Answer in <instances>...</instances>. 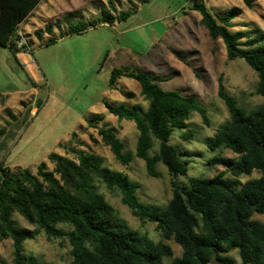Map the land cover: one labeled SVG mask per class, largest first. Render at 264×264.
Instances as JSON below:
<instances>
[{"label": "rangeland", "instance_id": "obj_1", "mask_svg": "<svg viewBox=\"0 0 264 264\" xmlns=\"http://www.w3.org/2000/svg\"><path fill=\"white\" fill-rule=\"evenodd\" d=\"M203 1L214 14L240 8L232 31L264 37V0H253L251 9L243 0ZM111 3L115 12L109 11ZM136 4V0H41L17 32L16 49L24 54L21 63L26 69L9 50L0 49V130H4L0 138V165L11 171L27 168L36 175L42 162L54 171L55 163L49 160L52 153L75 160L71 148L89 151L103 159L104 167L121 172L136 183L142 203L164 208L173 197L172 177L167 168L159 163V177H149L145 162L135 156L139 136L135 123L118 120L105 106V102L114 107L126 103L130 108L139 107L141 113L147 109L138 82L124 77L118 80L115 90L109 86L112 70L129 65L163 76L166 80L160 85L164 90L196 97L206 107L210 126L193 113L188 127L174 130L170 139V144L189 162L188 178H213L220 174L234 178L224 166L210 163L216 157L239 158L228 149L212 151L208 146V138L214 137L229 119L227 107L218 96L219 82L222 78L238 105L252 112L264 106V97L256 93L257 73L242 59L228 61L223 40L212 39L201 24V15L191 10L193 0H150L119 23V14L133 12ZM103 10L112 12L114 25L100 21ZM93 21L97 22L96 27L90 25ZM78 25L87 26L86 31L70 35L69 29ZM22 39L26 45L18 49ZM94 115L103 117L98 128L107 124L117 129L124 151L133 156L128 165L116 160L98 130L88 126V119ZM185 135L191 136L185 139ZM158 149V141L154 140L150 155ZM55 176L60 179L58 174ZM260 176L254 171L238 181L244 184ZM89 177L95 193L105 198L131 230L169 245L172 259L182 256V248L174 239L163 240L155 223L132 214L119 190L108 189L91 173ZM188 178L178 177L176 182L188 186ZM13 218L20 228H36L19 213ZM253 219L264 223V215L255 214ZM24 247L25 253L36 257L40 264L72 261L66 237L48 238L41 231ZM13 252V241L0 239V264H13ZM227 256L234 264H244L237 250Z\"/></svg>", "mask_w": 264, "mask_h": 264}, {"label": "trees", "instance_id": "obj_2", "mask_svg": "<svg viewBox=\"0 0 264 264\" xmlns=\"http://www.w3.org/2000/svg\"><path fill=\"white\" fill-rule=\"evenodd\" d=\"M136 1L133 12L119 14V23L150 0ZM243 2L250 9L254 7L253 0ZM40 3L41 0H0V49H8L23 69L17 57L22 52L16 49L17 32ZM191 10L201 15V24L212 39L223 40L228 61L242 59L257 73L256 93L264 97V37L232 31L233 21L241 9L214 14L203 0H193ZM109 11H116L113 3ZM100 21L104 25L115 24L114 15L106 10ZM96 23L93 21L90 25L96 27ZM47 29L52 32L51 27ZM86 29L85 25L72 26L68 33L81 34ZM124 77L139 83L147 109L141 113L139 107L130 108L126 103L114 107L105 102V106L118 120L135 123L139 132L135 156L145 162L149 177H159V163L167 168L172 177V199L164 208L142 203L137 195L138 185L127 175L104 167L101 157L77 148L70 150L75 160L50 154L54 171H49L42 162L36 175L27 168L11 171L1 164L0 239L13 241V264H40L36 257L25 253L24 245L41 231L48 238L68 239L71 264H213L214 261L234 264L227 256L233 250L239 252L244 264H264V223L253 219L255 214L264 215V106L246 111L229 94L221 78L218 96L227 107L229 119L214 137L208 138V146L212 151L228 149L239 158L216 157L210 163L224 166L234 178H225L223 174L213 178H188L189 162L170 144V139L174 130L188 127L193 113L199 114L203 123L210 126L206 107L196 97L164 90L160 85L166 80L163 76L129 65L112 70L110 88L115 90L118 80ZM102 121V116L94 115L87 123L98 130L116 160L128 165L133 156L124 151L125 145L116 128L107 124L98 128ZM3 134L4 130H0V138ZM75 137L73 134L72 139ZM154 140L158 141L159 149L151 156ZM254 171L261 176L244 184L238 181L242 175ZM90 173L108 189L119 190L123 203L135 217L155 223L163 240L174 239L182 248V256L172 259L173 250L169 245L163 241L156 243L131 230L105 198L95 193ZM178 177L188 178L189 185L178 184ZM15 213L36 228H20L13 218Z\"/></svg>", "mask_w": 264, "mask_h": 264}, {"label": "built area", "instance_id": "obj_3", "mask_svg": "<svg viewBox=\"0 0 264 264\" xmlns=\"http://www.w3.org/2000/svg\"><path fill=\"white\" fill-rule=\"evenodd\" d=\"M19 29L20 30L22 29V25L19 27ZM19 35H20L21 38H23L21 32L19 33ZM24 45H26V42L24 41V39H22L20 42H18L17 48L21 49V48H23Z\"/></svg>", "mask_w": 264, "mask_h": 264}, {"label": "crops", "instance_id": "obj_4", "mask_svg": "<svg viewBox=\"0 0 264 264\" xmlns=\"http://www.w3.org/2000/svg\"><path fill=\"white\" fill-rule=\"evenodd\" d=\"M7 50H8V49H7ZM23 55H24V54H23L22 52H21V53H18V55H17V57H18L20 63H21V58H22ZM21 64H22V63H21ZM24 69H26L25 66H24Z\"/></svg>", "mask_w": 264, "mask_h": 264}]
</instances>
